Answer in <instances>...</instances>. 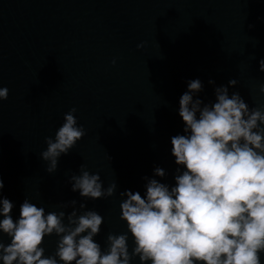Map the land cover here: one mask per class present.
I'll use <instances>...</instances> for the list:
<instances>
[{
    "label": "clouds",
    "instance_id": "obj_1",
    "mask_svg": "<svg viewBox=\"0 0 264 264\" xmlns=\"http://www.w3.org/2000/svg\"><path fill=\"white\" fill-rule=\"evenodd\" d=\"M138 45L137 47H142ZM115 61H113V64ZM264 72V59L259 61ZM209 81V84H214ZM228 86L214 88L215 101L204 103L196 94L203 91L199 79L188 82L179 99L184 134L171 137V155L178 166L174 184L144 177L145 193L125 190L120 219L127 232L109 233L106 249L95 241L104 222L95 210L78 215L76 200L61 204L65 211L45 212L25 198L19 217L12 216L14 204L3 196L0 176V239L2 264H262L264 254V107L250 108L239 92ZM260 91L264 93V85ZM9 90L0 87V101ZM196 97V98H194ZM72 108L55 138L46 137L40 153L46 171L54 173L61 155L73 149L85 133L77 126ZM79 175L69 183L80 197L98 200L114 195L117 184L104 188L99 174L81 164ZM167 175L154 169V177ZM86 204L80 203L79 209ZM65 217L67 223H64ZM134 239L129 252L128 234ZM59 237L56 252L45 256V237ZM58 258V259H57Z\"/></svg>",
    "mask_w": 264,
    "mask_h": 264
}]
</instances>
